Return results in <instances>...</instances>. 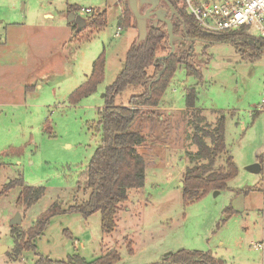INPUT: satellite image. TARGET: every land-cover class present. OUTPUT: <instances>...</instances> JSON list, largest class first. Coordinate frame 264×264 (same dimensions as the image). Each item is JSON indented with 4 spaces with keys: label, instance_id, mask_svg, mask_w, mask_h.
<instances>
[{
    "label": "rangeland",
    "instance_id": "374dc122",
    "mask_svg": "<svg viewBox=\"0 0 264 264\" xmlns=\"http://www.w3.org/2000/svg\"><path fill=\"white\" fill-rule=\"evenodd\" d=\"M70 7L84 20L105 12V28L94 31L85 21L76 35ZM86 9L90 14L81 12ZM136 38L127 0H0V250L7 248L0 264H34L36 253L92 262L111 250L119 252L117 264H154L180 250L225 264H264V57L244 61L222 42H194L192 68L178 65L157 106L140 110L133 128L148 137L151 160L141 192L130 190L121 206L116 231L102 233L98 212L86 218L67 212L49 220L35 252L14 251L18 235L25 236L53 204L67 210L87 200L79 176L99 142L97 111ZM161 48L159 55H166ZM101 54L103 80L72 102L70 95ZM190 88L204 124L213 127L219 114L224 117L225 145L237 173L216 196L211 192L185 205L181 177L195 164L186 154L196 152L193 122L201 121L185 110ZM131 94L129 86L115 103L126 105ZM227 156L216 159L215 167H223ZM254 163L261 166L258 174L246 171ZM14 181L44 187V196L29 208L18 206L22 188ZM17 213L21 221L13 225Z\"/></svg>",
    "mask_w": 264,
    "mask_h": 264
},
{
    "label": "trees",
    "instance_id": "16d2710c",
    "mask_svg": "<svg viewBox=\"0 0 264 264\" xmlns=\"http://www.w3.org/2000/svg\"><path fill=\"white\" fill-rule=\"evenodd\" d=\"M128 11L130 12L129 9ZM74 12H78V9L70 7L69 13ZM85 21L87 28L101 31L106 26V13L91 14ZM175 22L173 33L183 38L180 44L175 43L176 52L170 54L166 25L163 23L157 27L150 25L146 40L137 45L134 42L129 47L121 72L105 90L104 106L97 111L96 127L99 142L88 165L79 176L89 193L87 200L67 210L53 204L25 236L18 235L19 239L15 240L14 248L16 253L29 250L35 252V240L45 231L49 220L55 215L67 212L79 213L84 218L98 212L102 233L109 236L116 231L118 227L116 217L121 211V206L128 201L130 190L141 192L147 163L151 160L152 146L149 145L148 137L140 130L134 129V123L141 109L157 106L178 65H185L188 70L192 68L190 55L192 40L209 44L229 43L236 48L244 61L254 62L264 57V41L248 36L243 31L217 36L205 34L197 28L184 9L180 20ZM73 29H77V26L74 25ZM81 33L77 31L76 35ZM161 47L168 50L166 55H159ZM150 69H153L152 74L149 73ZM104 70L105 60L101 54L93 63L90 76L72 92L70 100L76 102L92 94L103 80ZM129 86L132 87L133 94L129 96L126 105L116 104L115 98ZM184 100L185 110L191 111V115L196 119L200 110L196 106V90L194 88L187 90ZM199 120L201 121L198 124L193 122L195 125L191 137L196 152L186 154L188 160L195 164L186 167L181 177V192L185 205L199 200L208 193L227 189L228 182L237 173L225 145L224 117L219 114L213 127L204 124V117L197 118L196 122ZM224 156H227L225 165L215 167V160ZM14 185L22 188L17 200L18 206L29 208L39 202L45 193V188L41 186H28L22 182L17 184L16 181ZM16 232L17 227L14 226L12 234ZM128 253L132 254L131 243L128 244ZM35 255L37 260L34 264H117L120 261L117 250L106 252L92 262H86L79 255H72L63 261H54L37 253ZM154 264L225 263L210 254L180 250L168 254Z\"/></svg>",
    "mask_w": 264,
    "mask_h": 264
},
{
    "label": "built area",
    "instance_id": "2783aa9c",
    "mask_svg": "<svg viewBox=\"0 0 264 264\" xmlns=\"http://www.w3.org/2000/svg\"><path fill=\"white\" fill-rule=\"evenodd\" d=\"M181 7L205 34L243 31L264 41V0H181ZM81 12L90 14L88 9Z\"/></svg>",
    "mask_w": 264,
    "mask_h": 264
},
{
    "label": "water",
    "instance_id": "95a60500",
    "mask_svg": "<svg viewBox=\"0 0 264 264\" xmlns=\"http://www.w3.org/2000/svg\"><path fill=\"white\" fill-rule=\"evenodd\" d=\"M159 0H127V6L130 10L134 22H135V29L137 32V38H136V45L144 42L148 35V20L152 16H155L156 19L154 21V27L158 26V23L161 22L166 25V31L168 35V43L170 46V54L174 53L175 46L174 43L180 44L183 41V38L180 36H176L173 33V25L171 22V17L167 18V12L164 10H154L158 4ZM142 6H149L148 10L145 13H141L140 9ZM170 9V16L176 15V11L172 6L169 5ZM73 21L74 24L77 26V31L80 32L82 28L85 25V20L82 19L79 16H76L72 13L69 14L68 22ZM195 41H191V50L193 49V43ZM246 171L252 174H258L261 171V166L259 163H254L248 167H246ZM180 187L182 188V183L180 184ZM219 193V191L214 192V196H216ZM20 215L17 213L15 217L12 220L13 225H19L20 224ZM7 250L6 247L1 246V253H4Z\"/></svg>",
    "mask_w": 264,
    "mask_h": 264
},
{
    "label": "flooded vegetation",
    "instance_id": "af4514ba",
    "mask_svg": "<svg viewBox=\"0 0 264 264\" xmlns=\"http://www.w3.org/2000/svg\"><path fill=\"white\" fill-rule=\"evenodd\" d=\"M169 5L174 8V10L176 11V15L170 16L171 12L169 9ZM142 8H144V10H142ZM148 8H149V6H142L140 9L141 13H145L148 10ZM159 9L167 12V18L171 17L172 25L176 24L175 21L180 20V15L183 12V8L181 7V0H159L158 4L154 10H159ZM155 19H156V17L152 16L150 18V20H148V25L154 26ZM158 24H161V22H159Z\"/></svg>",
    "mask_w": 264,
    "mask_h": 264
},
{
    "label": "crops",
    "instance_id": "0c3cea01",
    "mask_svg": "<svg viewBox=\"0 0 264 264\" xmlns=\"http://www.w3.org/2000/svg\"><path fill=\"white\" fill-rule=\"evenodd\" d=\"M22 5H23V4H22ZM49 16H50L49 14H46V15H45V17H49ZM197 108H199V107H197ZM202 110H203V109H202Z\"/></svg>",
    "mask_w": 264,
    "mask_h": 264
}]
</instances>
